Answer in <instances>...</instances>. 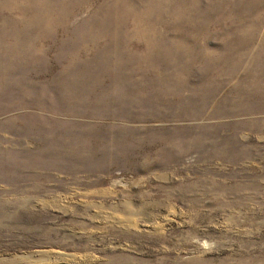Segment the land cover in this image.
<instances>
[{"label":"rangeland","instance_id":"obj_1","mask_svg":"<svg viewBox=\"0 0 264 264\" xmlns=\"http://www.w3.org/2000/svg\"><path fill=\"white\" fill-rule=\"evenodd\" d=\"M0 264H264V0H0Z\"/></svg>","mask_w":264,"mask_h":264},{"label":"trees","instance_id":"obj_2","mask_svg":"<svg viewBox=\"0 0 264 264\" xmlns=\"http://www.w3.org/2000/svg\"><path fill=\"white\" fill-rule=\"evenodd\" d=\"M96 70V69H95ZM79 75H80V73H78ZM97 74H94V76H93V78H95V76H96ZM82 76H84V75H82ZM90 80H93V79H90Z\"/></svg>","mask_w":264,"mask_h":264}]
</instances>
